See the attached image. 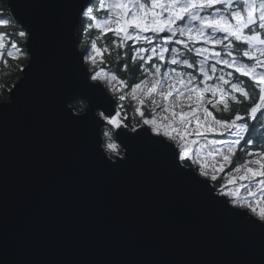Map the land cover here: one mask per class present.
I'll return each mask as SVG.
<instances>
[{"label":"snow or ice","instance_id":"1","mask_svg":"<svg viewBox=\"0 0 264 264\" xmlns=\"http://www.w3.org/2000/svg\"><path fill=\"white\" fill-rule=\"evenodd\" d=\"M33 7L28 0L17 4L21 14ZM43 7V23L25 16L11 33L18 22L0 17V60L8 64L6 49L16 60L29 56L21 44L44 42L63 77L60 115L80 132L94 168L118 174L139 157L154 159L196 203L241 233L264 238V142L255 139L264 132V0H48ZM78 21L80 34L89 35L81 51L72 33ZM106 54L115 56L120 73L134 68L135 82L110 70ZM33 56L37 61V51ZM76 71L81 78L74 87ZM77 96L103 110L74 114L65 105ZM245 102L251 106L243 114L217 115ZM101 124L104 141H96L93 154L88 125Z\"/></svg>","mask_w":264,"mask_h":264},{"label":"water","instance_id":"2","mask_svg":"<svg viewBox=\"0 0 264 264\" xmlns=\"http://www.w3.org/2000/svg\"><path fill=\"white\" fill-rule=\"evenodd\" d=\"M19 2L8 0L17 25L25 16L43 23L48 0H28L34 7L23 14ZM78 24L72 33L81 51ZM26 50L22 77L0 103L11 104L0 110V264H260L264 238L241 233L196 203L158 161L139 157L121 173L97 171L80 132L60 115L56 94L63 77L50 50L39 41ZM80 78L74 72V87ZM78 100L87 103L81 114L103 110L77 96L65 105L74 114ZM103 128L88 125L93 154Z\"/></svg>","mask_w":264,"mask_h":264},{"label":"trees","instance_id":"3","mask_svg":"<svg viewBox=\"0 0 264 264\" xmlns=\"http://www.w3.org/2000/svg\"><path fill=\"white\" fill-rule=\"evenodd\" d=\"M0 17L3 18H7L10 20H13L11 17V13H10V9L8 8V0H0ZM14 21V20H13ZM14 27H20L19 25H14V26H10L7 31L9 33L13 32ZM80 28L81 25L80 23L77 26V33L79 34L80 40H81V49H85L88 42H89V35L88 34H80ZM92 35H96L95 32L92 33ZM103 46V45H101ZM6 51L5 50V56L4 59H7V55H6ZM105 60H107L109 62V65H111L112 67H110V70L112 71H116L117 75L121 76V78H126L129 80V83L135 82V77L139 76L138 73L135 72L134 68H132L130 66V71H131V75H129L128 73H120L118 71V69L114 66V62H115V56L113 55L112 57L107 56V54L105 55ZM247 61V60H245ZM250 62V61H248ZM103 66V65H101ZM7 72H9L8 74H6ZM22 77V73L21 71L18 70V68H16L15 62H9L7 65L3 64V61L0 60V85H3V88L0 87V102L2 101H6L9 99V90L12 88V86L14 85V81L18 80ZM241 79H243L245 81V86L248 88L250 93H253V89H252V81H250L248 78H244L242 77ZM257 93L258 91L253 93V101L255 99H257ZM126 103V107H128L129 113H131V105L129 102H125ZM72 105L75 107L76 111L77 110H85L87 103L83 100H78L74 103H72ZM251 105L248 102H245L243 104H231V109L232 112L231 113H219L217 114L219 116V118H224V119H228L231 117V115H233L236 111H240L242 114L245 112V110L247 108H249ZM81 111V112H82ZM258 127H261V125H258ZM104 131V128H103ZM115 135V134H114ZM114 135H113V139H114ZM255 139L257 140V143H262L264 142V132H258L255 136ZM122 151V149H121ZM242 156V154H241Z\"/></svg>","mask_w":264,"mask_h":264},{"label":"rangeland","instance_id":"4","mask_svg":"<svg viewBox=\"0 0 264 264\" xmlns=\"http://www.w3.org/2000/svg\"><path fill=\"white\" fill-rule=\"evenodd\" d=\"M21 47L24 48V49L26 50V45L21 44ZM6 58H7V60H8V63H9V62H15L16 68H18L19 71H21L20 69H23V68L26 66V64H27V62H28V60H29V56H28V57H21V58L16 59V60L11 59L10 57H6ZM8 73H9V72H7L6 74H8ZM18 80H19V79H18ZM18 80H15V81H14V84H15ZM0 87L3 88V85L1 84ZM109 92H110V91H109ZM110 93H111V92H110ZM0 103H1V102H0ZM83 111H84V110H83ZM83 111H82V112H83ZM114 140H115L116 143H118L117 140H116V136H115V135H114ZM118 144H119V143H118ZM121 149H122V151H124L122 147H121Z\"/></svg>","mask_w":264,"mask_h":264},{"label":"flooded vegetation","instance_id":"5","mask_svg":"<svg viewBox=\"0 0 264 264\" xmlns=\"http://www.w3.org/2000/svg\"><path fill=\"white\" fill-rule=\"evenodd\" d=\"M246 63H251V61L250 62H248V61H245ZM257 99H258V93H257Z\"/></svg>","mask_w":264,"mask_h":264}]
</instances>
